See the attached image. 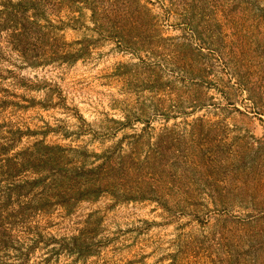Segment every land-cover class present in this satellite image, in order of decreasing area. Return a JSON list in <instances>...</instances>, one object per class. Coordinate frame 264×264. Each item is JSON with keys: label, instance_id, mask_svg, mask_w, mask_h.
I'll return each instance as SVG.
<instances>
[{"label": "rangeland", "instance_id": "1", "mask_svg": "<svg viewBox=\"0 0 264 264\" xmlns=\"http://www.w3.org/2000/svg\"><path fill=\"white\" fill-rule=\"evenodd\" d=\"M86 2L0 14V264H264V0Z\"/></svg>", "mask_w": 264, "mask_h": 264}, {"label": "trees", "instance_id": "2", "mask_svg": "<svg viewBox=\"0 0 264 264\" xmlns=\"http://www.w3.org/2000/svg\"><path fill=\"white\" fill-rule=\"evenodd\" d=\"M87 1L88 2H86V3L88 5L89 9L91 10V18L93 19L94 23H98L101 20L100 15H102V13L98 12L96 9H94L92 6H90L91 4H90L89 0H87ZM3 3H4V4H2L3 8L0 9V14L1 15L3 14V18H1L2 16H0L1 21H4V16H5V18L9 19V15H13L15 18L14 20H12L13 24L11 26L12 29H14L13 33H17L19 35V41H22L23 39L28 38L29 35H27V34H32V30L30 28H28L27 25H30L31 27H33L36 23V18L30 19L31 17L27 16L25 11L28 8H32L34 10L38 9V7L34 3V0H19L16 2H13L11 0H5ZM18 11H19V13H17ZM17 18L19 19V21L17 20ZM0 27H4V26L0 25ZM34 156H35V153H34ZM44 163L49 164V159L45 160ZM73 171H75V170H73ZM76 172H78V171H75V173ZM79 173L80 172H78V174ZM84 174L85 173H83V172H81V174H79L80 176L83 175L80 178L81 180H79L77 177L78 176L77 174L67 175V174H64L62 172L61 175H58L57 181H59L61 178H63V176H65L66 179L68 180V182L72 183V185L68 188V190L73 189L72 191H75V192H83L84 191L85 193H87V191H89V190H94L95 188L97 189V187H98L97 184L91 183L89 180H86L84 178L85 177ZM82 179H83V182H82ZM81 187H83V188L81 189ZM55 188H57L56 184H55ZM58 193H62V190H61V192H58Z\"/></svg>", "mask_w": 264, "mask_h": 264}]
</instances>
